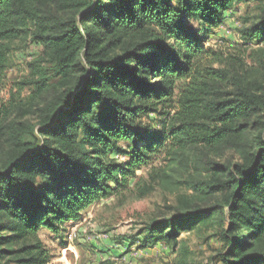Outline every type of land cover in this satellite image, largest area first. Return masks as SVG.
Returning <instances> with one entry per match:
<instances>
[{
    "label": "trees",
    "instance_id": "16d2710c",
    "mask_svg": "<svg viewBox=\"0 0 264 264\" xmlns=\"http://www.w3.org/2000/svg\"><path fill=\"white\" fill-rule=\"evenodd\" d=\"M242 1L259 11L244 38L263 43L264 0H0V230L10 232L0 244H19L0 254L48 264L41 229L57 232L84 207L128 190L164 149L227 145L246 151L241 162L209 160L208 177L189 181L212 205L153 221L149 232L175 240L185 220L221 213L223 262L264 264V60L249 68L205 47L224 11ZM29 37L42 56L4 99L10 41ZM154 113L161 128L151 136Z\"/></svg>",
    "mask_w": 264,
    "mask_h": 264
},
{
    "label": "rangeland",
    "instance_id": "374dc122",
    "mask_svg": "<svg viewBox=\"0 0 264 264\" xmlns=\"http://www.w3.org/2000/svg\"><path fill=\"white\" fill-rule=\"evenodd\" d=\"M257 6V1L248 4L242 1L225 10L221 22L212 28L205 47L222 51L228 58L235 55L249 68L264 60V42L246 41L241 32L246 22L258 15ZM197 25L192 23L191 27ZM10 45L13 49L1 85L4 99L11 97V91H17L19 81L29 77L30 63L43 53V46L30 37L12 40ZM227 65L234 67V61H228ZM32 90V86H27L23 95ZM146 121L151 125V136H156L161 128L159 115L151 114ZM122 145L129 146L128 143ZM245 152L227 145L164 149L151 165L136 171L128 190L84 207L78 218L58 224L57 232L41 229L38 237L53 255L48 264H225L221 254L226 253L228 247L221 237V213L199 223L185 220L175 240H155L158 233L151 236L148 225L181 212L188 213L195 206L212 205L215 199L196 193L189 181L208 177L207 161L239 163ZM110 158L119 162L128 159L119 153L111 154ZM8 233L0 230V235ZM4 242L0 249L19 246ZM257 247L263 249L264 244ZM0 264L17 263L6 254H0Z\"/></svg>",
    "mask_w": 264,
    "mask_h": 264
}]
</instances>
